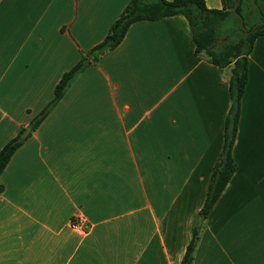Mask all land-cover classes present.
Segmentation results:
<instances>
[{
	"label": "crops",
	"instance_id": "0c3cea01",
	"mask_svg": "<svg viewBox=\"0 0 264 264\" xmlns=\"http://www.w3.org/2000/svg\"><path fill=\"white\" fill-rule=\"evenodd\" d=\"M129 1L0 0V149L22 140L0 175V264L183 258L230 106V69L195 55L183 15L131 24L29 128ZM248 70L235 170L201 223L191 264H264V36ZM77 211L86 233L70 227Z\"/></svg>",
	"mask_w": 264,
	"mask_h": 264
},
{
	"label": "trees",
	"instance_id": "16d2710c",
	"mask_svg": "<svg viewBox=\"0 0 264 264\" xmlns=\"http://www.w3.org/2000/svg\"><path fill=\"white\" fill-rule=\"evenodd\" d=\"M221 4V8H210L205 0H130L111 24L106 36L63 73L54 88L53 98L30 122V130H34L62 98L77 74L119 45L131 24L183 15L189 23L195 55L206 58L222 69H230L227 83L230 106L224 120L223 148L214 165L206 197L199 211V216L205 219L235 170L232 148L248 80V55L255 40L264 36V0H221ZM19 135L0 149V175L22 143ZM199 232L200 227L195 226L180 264L192 263Z\"/></svg>",
	"mask_w": 264,
	"mask_h": 264
},
{
	"label": "built area",
	"instance_id": "2783aa9c",
	"mask_svg": "<svg viewBox=\"0 0 264 264\" xmlns=\"http://www.w3.org/2000/svg\"><path fill=\"white\" fill-rule=\"evenodd\" d=\"M70 227L72 230L78 233H86L89 230V224L87 223L86 218L80 211H77L73 215L70 221Z\"/></svg>",
	"mask_w": 264,
	"mask_h": 264
},
{
	"label": "water",
	"instance_id": "95a60500",
	"mask_svg": "<svg viewBox=\"0 0 264 264\" xmlns=\"http://www.w3.org/2000/svg\"><path fill=\"white\" fill-rule=\"evenodd\" d=\"M236 5H237V4H236ZM240 22L242 23V20H240ZM202 221H203V219H202L201 217H199V225H198V227L201 226Z\"/></svg>",
	"mask_w": 264,
	"mask_h": 264
}]
</instances>
